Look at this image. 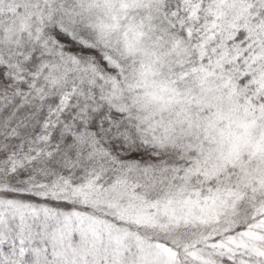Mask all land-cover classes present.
Instances as JSON below:
<instances>
[{"label": "snow or ice", "instance_id": "obj_1", "mask_svg": "<svg viewBox=\"0 0 264 264\" xmlns=\"http://www.w3.org/2000/svg\"><path fill=\"white\" fill-rule=\"evenodd\" d=\"M0 264H264V0H0Z\"/></svg>", "mask_w": 264, "mask_h": 264}]
</instances>
